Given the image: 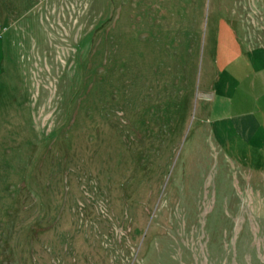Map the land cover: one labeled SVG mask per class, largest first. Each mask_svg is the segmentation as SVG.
Masks as SVG:
<instances>
[{
    "label": "rangeland",
    "instance_id": "374dc122",
    "mask_svg": "<svg viewBox=\"0 0 264 264\" xmlns=\"http://www.w3.org/2000/svg\"><path fill=\"white\" fill-rule=\"evenodd\" d=\"M263 44L264 0H0V264H264V145L211 113Z\"/></svg>",
    "mask_w": 264,
    "mask_h": 264
},
{
    "label": "crops",
    "instance_id": "0c3cea01",
    "mask_svg": "<svg viewBox=\"0 0 264 264\" xmlns=\"http://www.w3.org/2000/svg\"><path fill=\"white\" fill-rule=\"evenodd\" d=\"M238 50L240 51L237 53L232 51L229 59L230 63H240L230 64V70L222 68L214 74L211 82V113L217 120L220 137L234 140L238 148L252 145L253 141L259 144L262 141L264 145V133L259 132V126L262 124L260 111L263 108L261 106L258 108L261 110L255 111L256 107L251 106L254 97L258 98L251 93L252 88L261 80L264 81V44ZM219 76L223 79L220 82ZM227 89L229 91H226ZM263 145H253L252 148L261 154Z\"/></svg>",
    "mask_w": 264,
    "mask_h": 264
}]
</instances>
